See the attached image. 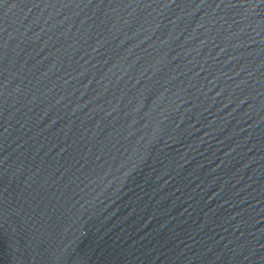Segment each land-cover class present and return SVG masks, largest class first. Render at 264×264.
Masks as SVG:
<instances>
[{
  "label": "water",
  "instance_id": "obj_1",
  "mask_svg": "<svg viewBox=\"0 0 264 264\" xmlns=\"http://www.w3.org/2000/svg\"><path fill=\"white\" fill-rule=\"evenodd\" d=\"M0 264H264V0H0Z\"/></svg>",
  "mask_w": 264,
  "mask_h": 264
}]
</instances>
